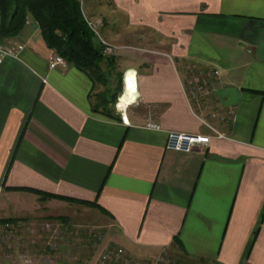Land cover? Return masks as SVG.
Listing matches in <instances>:
<instances>
[{"label": "crops", "instance_id": "obj_1", "mask_svg": "<svg viewBox=\"0 0 264 264\" xmlns=\"http://www.w3.org/2000/svg\"><path fill=\"white\" fill-rule=\"evenodd\" d=\"M111 3L112 13L126 15L128 38L139 30L149 38L120 49L135 51L125 70L138 72L128 123L117 110L116 119L93 111L85 72L69 63L50 68L57 53L31 18L0 42L16 50L0 62V212L9 215L2 218H33L18 228L34 238L43 233L39 218L62 204L73 212L57 217L79 229L73 246L75 235L57 252L23 239L18 252L53 264H97L114 248L149 264L163 256L264 264V0ZM193 77L206 82L205 92L190 91ZM210 126L225 138L191 153L167 150L168 132L214 136ZM20 189L97 206L44 203Z\"/></svg>", "mask_w": 264, "mask_h": 264}, {"label": "trees", "instance_id": "obj_2", "mask_svg": "<svg viewBox=\"0 0 264 264\" xmlns=\"http://www.w3.org/2000/svg\"><path fill=\"white\" fill-rule=\"evenodd\" d=\"M84 1L87 0H0L2 20L0 42L19 35L26 26L27 20L31 18L38 25L47 46L90 77L93 91L98 85L105 86L100 93L94 92L93 111L116 119L112 106L115 107L122 87L121 84L114 90L109 87L116 66V58L103 55V47L88 25ZM20 190L37 194L42 199H57L85 206H97L93 202H77L37 190ZM56 219L63 218L56 217ZM18 221L21 220L9 218L0 220V224H13Z\"/></svg>", "mask_w": 264, "mask_h": 264}, {"label": "rangeland", "instance_id": "obj_3", "mask_svg": "<svg viewBox=\"0 0 264 264\" xmlns=\"http://www.w3.org/2000/svg\"><path fill=\"white\" fill-rule=\"evenodd\" d=\"M112 0H87L84 1V10L85 13L87 15V18L94 22L96 25V30L97 32L100 34L101 38H103L104 40L108 41L110 44H112L115 47H118L119 50H116V53L112 56H114L116 58V66L112 75V79L110 81V85L109 87L114 90L116 87L119 86V84H121L122 87V91H121V98H126V104H130L133 102H136L137 97L139 96L138 94L134 93V90L131 87H128V82L129 81V75H123V77H121V73L123 74V72L125 71L126 68L130 67V61L131 58H135V51L133 50H120L122 46H127L130 45V43H134V45H141V46H145L148 44V40L149 38H145V40L142 38V30H139L138 32V36L137 37H127L126 35V25H128V21L126 19V15L121 14L122 12H114L112 13V9L114 8V6L111 3ZM116 9V8H115ZM29 20H27L28 22ZM139 29V28H138ZM152 46H158V43H153ZM127 55L126 58H123V55ZM103 68L105 69V66L103 65ZM105 89L104 85H98L95 89V93H100L101 91H103ZM120 93V92H119ZM118 93V94H119ZM124 100V99H123ZM126 105V106H127ZM112 108L114 110H116V108L114 106H112ZM41 197V196H40ZM42 199V198H41ZM51 199H42V201L45 203L46 201H50ZM54 200V199H52ZM53 209H50V214H48L50 217H46V214L40 213L39 215H44L46 218H39L42 219L43 221H40L41 223H39V226H36V228H38V230L45 226L46 224H50L52 226V230L53 232L55 231H60V228H67L68 229V233H71V237H74L75 234H77V231L79 232L78 227H76L77 224L74 223V221L71 220H61V219H56L57 215H68V214H72L73 210L72 208L66 207L65 205L60 204L59 206H55L52 207ZM42 211V210H41ZM2 216H9L8 213H1L0 212V220H7L9 218L7 217H3ZM7 218V219H5ZM18 219V218H17ZM31 219H27V220H22V221H18L17 223H13V225H17L19 223H27L29 224V222H33V220L31 221ZM21 220V219H18ZM94 218H87L86 221L88 222H93ZM35 221V220H34ZM70 221V222H69ZM36 222V221H35ZM34 223V222H33ZM18 228V227H16ZM30 228H34V227H30ZM35 228V229H36ZM92 228H86L84 230H86L87 235L90 233V230ZM33 230V229H32ZM37 230V229H36ZM93 230V229H92ZM5 229L3 227V224H0V259H2V254H4L5 256H7V258L9 257H13L15 256V254H17V251H13V250H9L7 248V243H2L3 240H1L2 236L4 235ZM41 232V230H40ZM28 234H32V232H28ZM42 234V232H41ZM21 236L24 237V235L21 234ZM44 236V237H43ZM50 234H45L42 236L39 235L35 236L34 238H30L28 237L27 239L24 237H22L24 240H33V242H40L43 241L44 243V248L45 251H51L49 244L51 242V237H49ZM76 236V235H75ZM89 236V235H88ZM93 236V235H92ZM103 236V235H102ZM80 237V236H79ZM22 239V240H23ZM78 239V237H74V239H70V246H73V243H76V240ZM21 240V242H22ZM13 242V240H12ZM14 242H16V240H14ZM42 243V244H43ZM61 246V245H60ZM43 248V247H42ZM60 249V247H59ZM59 251V250H58ZM54 252V251H52ZM172 263L171 264H190L189 262H186L180 258H176L175 256H170ZM3 260V259H2ZM35 263V261H34ZM33 263V264H34ZM63 263V262H61ZM66 263V262H65ZM69 264H78V262L76 261H72V262H67ZM0 264H4L3 262L0 261ZM8 264H19L18 261H16V259H14V261H8ZM35 264H53L52 262H46V261H41ZM159 264H161V262H159ZM193 264H204V263H193ZM206 264V263H205ZM211 264V263H210Z\"/></svg>", "mask_w": 264, "mask_h": 264}, {"label": "built area", "instance_id": "obj_4", "mask_svg": "<svg viewBox=\"0 0 264 264\" xmlns=\"http://www.w3.org/2000/svg\"><path fill=\"white\" fill-rule=\"evenodd\" d=\"M88 25L90 28L95 32L97 35L102 47H103V55L106 57H110L116 53V50H118V47L113 46L108 41L101 38L100 34L96 30V25L94 22L87 19ZM6 55H16V50L12 48H3L0 47V62L2 61L3 57ZM49 66L51 69L56 68H66L68 66V62L60 55L56 54L50 59ZM215 75H218V71L214 72ZM123 75H129V82L128 87L135 88L136 91L139 92L138 89V72L135 69H127L124 71ZM198 78L193 77L190 81L189 89L190 91L197 95L198 91L205 92L206 89V82L201 79V82ZM120 94L117 97V101L115 104L116 110L121 115V120L124 123H128V119L126 116L127 108L133 104H135L139 98V96L136 99V102L128 104L125 108L120 107ZM148 127L151 129L158 130L160 129V126L156 124H148ZM211 127V126H210ZM211 129L215 132L214 136L210 135H201V134H192L187 132H179V131H170L168 132V140L166 144V148L169 151L174 152H182V153H191L195 149H198L200 147H207L209 146L212 138L216 137L218 139L225 138V136L211 127ZM3 227L5 229L4 235L2 236L1 240H3L2 243H7V248L9 250L17 251L19 248H21V240L23 239L20 232L18 224L13 225L11 223L3 224ZM43 235L50 234L49 237H51V242L49 244V247L51 251L57 252L59 250V247L61 244H64L67 242L69 237L71 236V233L69 234L67 231V228H60V231L53 232L52 226L50 224H46L42 228ZM32 234H35V230L32 231ZM13 240V242H12ZM16 240V242H14ZM18 252V251H17ZM19 264H33L34 260L23 251L18 252L15 254ZM170 256H163L159 258L156 262L151 264H171L172 260L170 259ZM97 264H149V263H143V262H135L131 258L128 257L125 250L122 248H114V249H107L102 252L100 255Z\"/></svg>", "mask_w": 264, "mask_h": 264}]
</instances>
